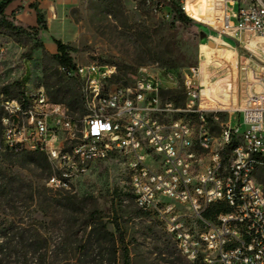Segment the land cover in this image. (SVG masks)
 <instances>
[{
  "label": "built area",
  "instance_id": "1",
  "mask_svg": "<svg viewBox=\"0 0 264 264\" xmlns=\"http://www.w3.org/2000/svg\"><path fill=\"white\" fill-rule=\"evenodd\" d=\"M172 1L189 17L197 6ZM205 1L216 33L251 52L240 84L229 74L225 87L206 88L201 67L189 68L179 106L162 97L173 74L146 73L128 85L115 81L113 65L61 68L81 80L87 114L74 118L44 87L21 98L0 93V150L46 154L55 192L71 191L94 162L121 157L137 206L157 217L191 264H264V0ZM252 53L261 57L257 66ZM224 114L215 137L210 124ZM179 115L195 117L200 128ZM215 205L219 213L206 217Z\"/></svg>",
  "mask_w": 264,
  "mask_h": 264
},
{
  "label": "rangeland",
  "instance_id": "2",
  "mask_svg": "<svg viewBox=\"0 0 264 264\" xmlns=\"http://www.w3.org/2000/svg\"><path fill=\"white\" fill-rule=\"evenodd\" d=\"M46 1L50 4L52 0ZM195 1L199 4L202 0ZM206 3L203 8L207 14ZM30 4L40 6L38 0H16L8 7L9 20L16 12L22 15L24 19L14 23L27 35L17 43L0 34V93L5 87H11L12 96L20 91L33 93L40 87L48 93L47 84L52 92L57 91L66 76L57 66L44 74L42 62L44 49L58 54L55 41L69 47L76 66H116L117 83L133 84L146 73L162 78L173 74V80L164 79L167 90L162 97L179 106L184 103V73L189 68L200 66L205 87L213 82L219 90L226 86L229 74L241 83L240 67L251 55L239 42L221 37L207 20L186 14L192 24H181L165 5L166 0H76L71 6L56 9L57 16L51 15L47 22L48 30L39 35L28 30V13L33 14ZM36 44L39 48L30 51ZM252 55L251 65H259L261 57ZM74 116L79 118L81 113ZM177 117L191 121L196 128L201 126L195 117ZM227 120L224 114L210 124L215 137L220 136ZM2 136L0 127V144ZM52 174L51 164L28 156L8 157L0 150V264H22L18 258H35L31 264L37 258H47L48 264H112L116 258V264H123L119 244L114 247L113 242L119 239L117 225L129 250L130 264H191L157 217L143 214L137 206L123 158L94 162L68 192L50 191L47 180ZM258 178L264 179V167L259 169ZM9 180L31 183L32 196L6 197L3 187ZM62 198L67 200L57 201Z\"/></svg>",
  "mask_w": 264,
  "mask_h": 264
},
{
  "label": "trees",
  "instance_id": "3",
  "mask_svg": "<svg viewBox=\"0 0 264 264\" xmlns=\"http://www.w3.org/2000/svg\"><path fill=\"white\" fill-rule=\"evenodd\" d=\"M16 0H4L0 3V34L3 36H6L8 38H11L13 41L17 43H21L27 33L15 25L14 21L16 19L15 14L13 20H9L7 16V10L11 3H13ZM159 2H162L163 0H156ZM173 13L178 22L184 25H191L192 22L187 18L186 14L181 10V8L172 0H166L165 4ZM32 8L36 12L37 27H28V30L32 31L35 35H39L42 31L48 30L47 20L44 13H42L37 6H32ZM58 54H50L45 49L43 50V71L44 74H48L51 67L57 66L60 68H65L67 71L75 70L76 65L73 62V59L69 52V47L66 44H63L61 41H55ZM37 48H39V45H33L30 48V51H35ZM62 72V71H61ZM66 76V80L63 81L61 85L58 86L57 91L52 92L50 90L51 86L47 84V90L50 96V99L54 103H61L65 104L71 112V115L76 118L74 115L81 113V117L76 118L80 119L83 116L87 114L86 108H85V101L84 96L82 92V82L78 77H70L65 72H62ZM117 80H120V77H117ZM126 84V83H125ZM20 82L16 83V87H19ZM11 87H5L2 89V93L5 94L8 97L11 98H21L24 95V91H20L17 96H12L10 93ZM3 116V109L0 107V127L1 126V118ZM8 157H18L23 158L25 156L31 157L35 161H43L46 162L50 166V162L48 160V157L46 154L42 152H20V153H9L5 152ZM51 176V175H50ZM260 180V179H259ZM264 185V179L260 180ZM52 191V190H50ZM34 192V187L31 183L24 185L20 182H13L12 180H9L6 185L3 187V193H5L6 197L9 196H17L20 197L24 193H30L32 196ZM42 196L46 197V193H42ZM59 197L61 195L59 194ZM63 200H67V198H62L60 200H57L58 202H63ZM141 210V209H140ZM143 214L145 215H151L147 212H144L141 210ZM219 208L217 205L211 207L209 211L205 214L206 217L214 218L217 213H219ZM117 231L119 232V239L118 241H114V247L119 244V250L121 251L123 255V264H130V256H129V250L127 246L125 245V240L122 232L120 231L119 225H117ZM111 236V238H114V234L108 233ZM118 243V244H117ZM2 259V260H1ZM35 258H18L19 262L21 261L22 264H31ZM38 261L35 262V264H48L47 258H37ZM3 261V258H0V263ZM112 264H116V258H113ZM15 263V262H14ZM11 264V262L9 263Z\"/></svg>",
  "mask_w": 264,
  "mask_h": 264
},
{
  "label": "crops",
  "instance_id": "4",
  "mask_svg": "<svg viewBox=\"0 0 264 264\" xmlns=\"http://www.w3.org/2000/svg\"><path fill=\"white\" fill-rule=\"evenodd\" d=\"M16 1H14L13 3H15ZM38 2L40 3V6H37L38 9L45 14L46 16V20L47 22H49V17L51 15H56V9H59L61 6H71L73 5L76 0H52L50 4H47L46 0H38ZM12 3V4H13ZM30 7H32V4H30ZM31 12H33V14L31 15L30 13H28L29 16V20L27 22V24L29 25V27H37L38 26V22H37V17H36V12L33 8L30 9ZM13 14V12H12ZM15 17L16 19H18L19 21H22V19H24L22 17L21 14H18V12L15 13Z\"/></svg>",
  "mask_w": 264,
  "mask_h": 264
},
{
  "label": "bare ground",
  "instance_id": "5",
  "mask_svg": "<svg viewBox=\"0 0 264 264\" xmlns=\"http://www.w3.org/2000/svg\"><path fill=\"white\" fill-rule=\"evenodd\" d=\"M203 3H206L205 0H202L199 4L194 5L193 7H190L188 10V13L190 14V16L195 19V20H205V14L204 12V8H203ZM207 3H206V7H207ZM192 10H197L195 13H192ZM201 10V11H200Z\"/></svg>",
  "mask_w": 264,
  "mask_h": 264
}]
</instances>
